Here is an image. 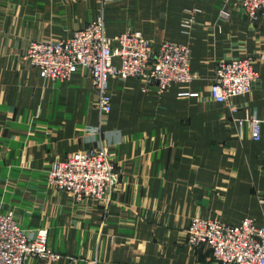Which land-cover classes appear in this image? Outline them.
Masks as SVG:
<instances>
[{
  "label": "crops",
  "instance_id": "crops-1",
  "mask_svg": "<svg viewBox=\"0 0 264 264\" xmlns=\"http://www.w3.org/2000/svg\"><path fill=\"white\" fill-rule=\"evenodd\" d=\"M101 15L111 38L140 32L157 51L188 44L197 78L163 93L112 78L103 123L88 70L52 81L25 59L31 41L69 39ZM232 58L253 59L259 76L249 94L218 103L215 68ZM102 146L119 174L109 207L48 185L53 161ZM263 199L264 18L251 21L238 0H0V212L26 232L47 229L62 256L27 264H217L206 245L189 244L190 221L264 226Z\"/></svg>",
  "mask_w": 264,
  "mask_h": 264
},
{
  "label": "built area",
  "instance_id": "built-area-1",
  "mask_svg": "<svg viewBox=\"0 0 264 264\" xmlns=\"http://www.w3.org/2000/svg\"><path fill=\"white\" fill-rule=\"evenodd\" d=\"M238 1L251 21L264 18V0ZM198 13L194 10L184 26L191 28ZM220 16L227 19L229 13L221 12ZM115 58L120 59V65L114 63ZM25 59L40 70L43 78L52 81H69L79 68L88 70L103 123L112 109L109 93L112 78L137 77L145 83V91L155 85L158 93L197 78L190 67L188 44L164 42L157 51L140 32L125 31L111 38L107 35L103 15L76 30L69 39L31 41ZM258 76L253 59L222 60L215 68L211 96L218 103H227L233 97L249 94ZM249 124L252 139L259 141L262 121L252 116ZM48 183L59 192H68L77 201L90 199L97 205L109 207L119 184L117 163L107 146L78 151L63 160L53 161ZM187 233L189 244L206 245L217 264H264V226H259L252 218L240 225H231L195 217ZM31 257L56 261L62 256L49 246L47 229L26 232L12 214L0 212V264H27Z\"/></svg>",
  "mask_w": 264,
  "mask_h": 264
},
{
  "label": "rangeland",
  "instance_id": "rangeland-1",
  "mask_svg": "<svg viewBox=\"0 0 264 264\" xmlns=\"http://www.w3.org/2000/svg\"><path fill=\"white\" fill-rule=\"evenodd\" d=\"M48 185H49V183H48ZM57 192H59L58 190H56ZM10 214V213H9ZM18 221V220H17ZM19 222V221H18ZM191 222V221H190ZM20 224V223H19ZM190 224V223H189ZM189 226V225H188Z\"/></svg>",
  "mask_w": 264,
  "mask_h": 264
}]
</instances>
